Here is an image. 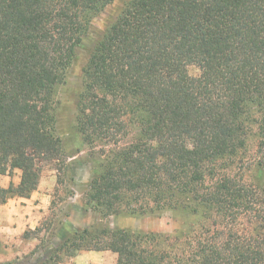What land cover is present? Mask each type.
I'll list each match as a JSON object with an SVG mask.
<instances>
[{
  "label": "trees",
  "instance_id": "1",
  "mask_svg": "<svg viewBox=\"0 0 264 264\" xmlns=\"http://www.w3.org/2000/svg\"><path fill=\"white\" fill-rule=\"evenodd\" d=\"M113 1L0 0V174L21 171L0 204L30 197L48 164L64 181L60 86ZM77 106L86 212L195 220L65 230L48 262L111 250L117 264H264V0H127L90 52Z\"/></svg>",
  "mask_w": 264,
  "mask_h": 264
},
{
  "label": "rangeland",
  "instance_id": "2",
  "mask_svg": "<svg viewBox=\"0 0 264 264\" xmlns=\"http://www.w3.org/2000/svg\"><path fill=\"white\" fill-rule=\"evenodd\" d=\"M127 0H114L92 22L82 44L77 48L74 63L68 69L65 82L58 94L57 132L64 141L69 157L70 168L62 183L58 182L57 171L53 164L45 166L39 193L32 201L39 209V231L25 227L12 218L0 223V264H39L54 253L62 241V231L87 227L93 223L110 224L112 227L131 228L134 231L173 232L182 226V221L193 222L194 217H187L176 212L162 214L150 213L143 216L112 215L102 219L98 215L84 210L85 195L90 181L91 166L84 160L85 152L77 153L82 145L77 131L78 97L82 87V70L93 47L102 37L104 30L117 18ZM192 74H197L195 66L190 67ZM249 147L253 150L258 141V126L253 123L249 133ZM7 175V174H5ZM21 171L16 169L12 176L5 177L6 187L10 182L20 181ZM2 186H0L1 188ZM32 197V195H31ZM19 196L9 198L6 202H17ZM52 201L54 203L52 204ZM6 217V216H5ZM35 250V253L32 251ZM117 253L111 250H80L73 256L62 253L60 259L49 264H117Z\"/></svg>",
  "mask_w": 264,
  "mask_h": 264
},
{
  "label": "crops",
  "instance_id": "3",
  "mask_svg": "<svg viewBox=\"0 0 264 264\" xmlns=\"http://www.w3.org/2000/svg\"><path fill=\"white\" fill-rule=\"evenodd\" d=\"M5 177L7 175L0 174V186L6 187ZM35 193H39L38 190L34 191L32 193V197H19V200L17 202H5L0 204V223H4L5 221L3 219L12 218V221H18L22 225L24 224L25 227H30L32 229H35L38 224V215H39V209L36 208L38 206L41 207V205H37L32 201L33 197H35ZM6 216V217H5ZM65 230L70 231V227L64 226Z\"/></svg>",
  "mask_w": 264,
  "mask_h": 264
}]
</instances>
